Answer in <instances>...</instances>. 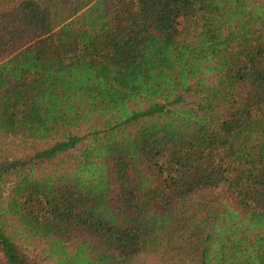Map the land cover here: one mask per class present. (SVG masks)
I'll list each match as a JSON object with an SVG mask.
<instances>
[{
    "label": "trees",
    "instance_id": "1",
    "mask_svg": "<svg viewBox=\"0 0 264 264\" xmlns=\"http://www.w3.org/2000/svg\"><path fill=\"white\" fill-rule=\"evenodd\" d=\"M2 137L29 151L0 156V264H138L210 190L197 264H264V0L3 5Z\"/></svg>",
    "mask_w": 264,
    "mask_h": 264
},
{
    "label": "rangeland",
    "instance_id": "2",
    "mask_svg": "<svg viewBox=\"0 0 264 264\" xmlns=\"http://www.w3.org/2000/svg\"><path fill=\"white\" fill-rule=\"evenodd\" d=\"M52 12L57 24H64L73 15L74 10H85L96 0H42ZM14 0H0V8ZM80 14V12L78 13ZM28 142V141H27ZM30 143V141H29ZM33 146V144H32ZM29 151L22 141L11 137L0 138V156H21ZM7 192L0 187V196L6 198ZM226 200L221 190L203 191L184 203L161 230L153 248L140 257L138 264H197L201 242L209 232V228L222 212ZM7 232L14 237L16 243L31 258H44L40 246L17 229L12 217L4 218ZM41 264H55L51 260H43Z\"/></svg>",
    "mask_w": 264,
    "mask_h": 264
}]
</instances>
